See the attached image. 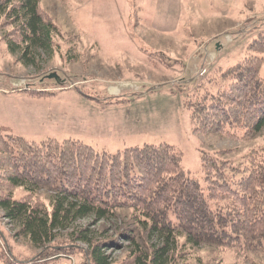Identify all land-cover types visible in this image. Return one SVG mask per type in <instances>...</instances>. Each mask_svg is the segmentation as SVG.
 Masks as SVG:
<instances>
[{"label":"rangeland","instance_id":"rangeland-1","mask_svg":"<svg viewBox=\"0 0 264 264\" xmlns=\"http://www.w3.org/2000/svg\"><path fill=\"white\" fill-rule=\"evenodd\" d=\"M39 9L57 28L51 53H12L7 41H17V27L0 18V126L11 134L35 142L72 138L110 154L166 143L180 150L182 169L195 177L205 151L228 149L218 156L238 163L264 144V137L238 141L197 130L186 105L214 70L233 65L264 37V0H40ZM49 72L61 82L47 78ZM259 75L264 79V60ZM75 227L89 228L95 240L115 239L106 253L120 264L134 244L153 243L132 226L121 235L118 222L88 217ZM16 231L0 211V253L17 263L29 264L45 250L54 254L45 264H91L86 245L68 238L70 230L42 250ZM183 249L167 263L264 264V252ZM0 264L6 263L0 258Z\"/></svg>","mask_w":264,"mask_h":264},{"label":"trees","instance_id":"trees-1","mask_svg":"<svg viewBox=\"0 0 264 264\" xmlns=\"http://www.w3.org/2000/svg\"><path fill=\"white\" fill-rule=\"evenodd\" d=\"M39 2L0 0V18L17 27V41H7L12 53L52 52L57 28L42 17ZM250 45L186 102L197 130L238 141L264 137V37ZM227 152H203L202 175L195 177L182 169L180 150L166 143L100 153L72 138L28 141L0 126V211L16 236L40 250L70 230L68 238L86 245L91 264L120 263L106 253L115 239L95 240L89 228L75 227L88 217L118 222L124 236L129 226L148 232L153 243L134 244L122 264H168L186 247L264 252V144L238 163L218 156ZM44 252L29 264L50 261L54 254ZM0 258L20 264L3 252Z\"/></svg>","mask_w":264,"mask_h":264},{"label":"water","instance_id":"water-1","mask_svg":"<svg viewBox=\"0 0 264 264\" xmlns=\"http://www.w3.org/2000/svg\"><path fill=\"white\" fill-rule=\"evenodd\" d=\"M47 78H54L57 82H59L58 76L56 72H49V74L46 75Z\"/></svg>","mask_w":264,"mask_h":264},{"label":"flooded vegetation","instance_id":"flooded-vegetation-1","mask_svg":"<svg viewBox=\"0 0 264 264\" xmlns=\"http://www.w3.org/2000/svg\"><path fill=\"white\" fill-rule=\"evenodd\" d=\"M59 82H61V80H59Z\"/></svg>","mask_w":264,"mask_h":264}]
</instances>
